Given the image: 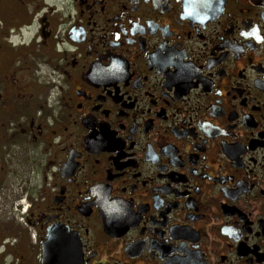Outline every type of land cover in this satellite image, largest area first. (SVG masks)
I'll use <instances>...</instances> for the list:
<instances>
[{
	"label": "flooded vegetation",
	"instance_id": "obj_1",
	"mask_svg": "<svg viewBox=\"0 0 264 264\" xmlns=\"http://www.w3.org/2000/svg\"><path fill=\"white\" fill-rule=\"evenodd\" d=\"M0 264H264V4L0 0Z\"/></svg>",
	"mask_w": 264,
	"mask_h": 264
},
{
	"label": "water",
	"instance_id": "obj_2",
	"mask_svg": "<svg viewBox=\"0 0 264 264\" xmlns=\"http://www.w3.org/2000/svg\"><path fill=\"white\" fill-rule=\"evenodd\" d=\"M256 2H260V3H263L264 4V0H254Z\"/></svg>",
	"mask_w": 264,
	"mask_h": 264
}]
</instances>
